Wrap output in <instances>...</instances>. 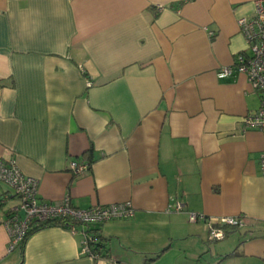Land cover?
Masks as SVG:
<instances>
[{
	"label": "crops",
	"instance_id": "obj_1",
	"mask_svg": "<svg viewBox=\"0 0 264 264\" xmlns=\"http://www.w3.org/2000/svg\"><path fill=\"white\" fill-rule=\"evenodd\" d=\"M254 1L0 0V158L42 201L129 202L131 218L91 226L119 264H264V138L242 129L259 98L245 75L217 77L247 49L237 19ZM15 203L0 204V264H107L81 253L80 226L9 251ZM188 212L246 224L210 241Z\"/></svg>",
	"mask_w": 264,
	"mask_h": 264
},
{
	"label": "built area",
	"instance_id": "obj_2",
	"mask_svg": "<svg viewBox=\"0 0 264 264\" xmlns=\"http://www.w3.org/2000/svg\"><path fill=\"white\" fill-rule=\"evenodd\" d=\"M161 6L157 7L160 10ZM237 26L243 35L247 49L236 53L231 64L219 67L218 78L229 77L233 73L243 74L251 88L257 93L259 106L253 113L247 114L242 119V129H255L264 138V0L254 1V12L250 16L237 19ZM213 35V32H209ZM89 87L92 82L85 80ZM258 165L264 175V150L259 153ZM89 162L70 160L68 168L73 174L88 170ZM0 182L6 184L11 194L0 196V204L11 197L16 203L5 211L2 221L9 236L8 250H14L22 241L30 224L35 221L59 219L69 221V229L76 231L80 226L82 235L81 253L91 259L102 258L100 254L92 251L91 243H97L99 238L90 231L91 226L101 224L111 219H127L134 215V209L129 202L111 203L107 205H92L86 209L72 207L66 198L62 202L48 203L39 199L37 195L38 182L35 178L21 172L14 158H0ZM174 211H182L183 204L176 201L170 206ZM190 222H204L207 227V239L217 241L224 238L223 226H245L244 216H228L209 218L203 214L188 212ZM107 264H119L114 258H107Z\"/></svg>",
	"mask_w": 264,
	"mask_h": 264
},
{
	"label": "trees",
	"instance_id": "obj_3",
	"mask_svg": "<svg viewBox=\"0 0 264 264\" xmlns=\"http://www.w3.org/2000/svg\"><path fill=\"white\" fill-rule=\"evenodd\" d=\"M53 225H61L63 227H68L70 226V222L69 221H60L59 219H50V220H45V221H38L35 220L30 224V227L27 229L22 241L20 242V244L18 245V247L20 248L21 254H23V247L24 244L27 240V238L34 233L35 231L48 227V226H53ZM225 227H232L233 229L235 228H239L237 226H223V230L225 229ZM90 231H93L90 229ZM97 238H99V241L97 243L92 244V251H94L97 254H100L103 257H106L108 254L106 252L105 249V239L100 235V234H96ZM224 237H225V230H224ZM229 255V254H227Z\"/></svg>",
	"mask_w": 264,
	"mask_h": 264
},
{
	"label": "rangeland",
	"instance_id": "obj_4",
	"mask_svg": "<svg viewBox=\"0 0 264 264\" xmlns=\"http://www.w3.org/2000/svg\"><path fill=\"white\" fill-rule=\"evenodd\" d=\"M18 252V247L14 249V254Z\"/></svg>",
	"mask_w": 264,
	"mask_h": 264
}]
</instances>
